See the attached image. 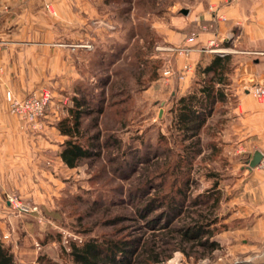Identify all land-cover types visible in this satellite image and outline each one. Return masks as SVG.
Instances as JSON below:
<instances>
[{"label": "rangeland", "instance_id": "rangeland-1", "mask_svg": "<svg viewBox=\"0 0 264 264\" xmlns=\"http://www.w3.org/2000/svg\"><path fill=\"white\" fill-rule=\"evenodd\" d=\"M12 2L19 5L18 12L28 10L29 14L11 22L14 31L21 32L23 50L15 56L19 67L13 73L14 90L6 93L19 99L44 91L49 95L43 114L33 122L10 113L6 100L5 110L18 128L16 147L4 149L16 163L0 165V238L16 264H73L66 254L69 243L88 237L149 238L152 234L167 239L171 225L189 220L185 207L191 201L198 202L189 206L192 216L207 211L212 198L205 204L199 202L215 182L219 196L214 211L219 221L232 215V208L258 203V197L251 194L258 182L250 180L252 169L247 168L252 148L237 152L214 138L233 115L222 104L214 106L213 118L200 130L201 150L194 156L190 173L193 182L181 212L170 224L154 228L172 214L166 205L171 194H162L173 176H160L161 194L153 187H139L147 163L162 162L165 156L175 159L181 151L173 142L170 110L181 90L169 82L171 77L179 78V72L172 69L171 75H163L173 61L164 57L163 48L183 45L170 44L168 35L179 31L186 39L195 34L194 39L199 33L215 32L218 20L225 21L222 13L217 15L222 1L0 0L7 7ZM262 2L258 0V10ZM181 9L188 11L184 14ZM201 18L211 23L199 25ZM231 31L221 33L213 45L205 43L200 51L208 55L230 51L239 60L255 56L249 50L255 42L240 35L237 26ZM0 42L1 51L8 44ZM216 48L224 52L212 50ZM76 97L82 101L78 107L83 137L79 141L100 147L98 155L68 167L58 155L65 136L57 123L70 117ZM140 195L141 203L156 200L150 212L137 211ZM221 224H217L219 229ZM185 249L188 255L179 249L165 250L161 255L168 257L155 264H220L225 260L218 244L211 250L198 245Z\"/></svg>", "mask_w": 264, "mask_h": 264}, {"label": "trees", "instance_id": "trees-1", "mask_svg": "<svg viewBox=\"0 0 264 264\" xmlns=\"http://www.w3.org/2000/svg\"><path fill=\"white\" fill-rule=\"evenodd\" d=\"M199 21L201 22L198 23L199 25L211 23L209 19L205 18H201ZM239 61V57L234 53H213L211 55L202 53L198 58L195 73L188 89L173 98L174 103L170 108L173 112L171 118L172 132L176 137L173 142L180 145L181 151L176 153L175 159H168L165 156L162 162L154 160L147 163L146 167L143 168V179L139 185V187H153L161 194L164 189V182L159 179L160 176L167 173L173 176L169 187L162 194H171L166 205L172 210V214L164 219V224H158L154 228L166 227L181 212V206L193 182L190 179L193 159L201 150L200 130L207 117L212 114L214 106L226 101L231 77ZM74 103L77 107L69 110L71 112L70 117H64L57 123L58 131L65 136L58 155L68 167L76 166L84 158L98 155V148L100 147L93 142L83 144L79 141L83 137L80 127L82 110L78 107L82 101L76 97ZM184 140H188L187 144H184ZM141 196L137 199L140 200ZM218 196L219 189H217L215 182L210 190H207L205 199L199 202L200 205L205 204L212 198L207 211L204 213L200 211L197 217L192 216L193 210L191 211L189 206L196 205L198 202L191 201L192 203L190 202L185 207L187 216H190L189 220L178 226L171 225L168 229L170 237L167 239H164V236L153 238L152 234L149 238L129 236L126 238L102 237L99 239L98 237H88L81 243L71 241L66 254L73 264H155L168 257V255H161L165 250L179 249L188 255L185 249L186 245L189 248L198 245L208 250L214 249L217 246L214 235L219 230L217 224L220 222L214 211ZM155 201L151 198L147 202L141 203L140 200L141 205L137 211L142 214L150 212ZM222 226L223 224L220 225V228ZM0 264H16L13 253L8 246L3 244L1 238ZM46 264L51 263L47 262Z\"/></svg>", "mask_w": 264, "mask_h": 264}, {"label": "crops", "instance_id": "crops-1", "mask_svg": "<svg viewBox=\"0 0 264 264\" xmlns=\"http://www.w3.org/2000/svg\"><path fill=\"white\" fill-rule=\"evenodd\" d=\"M210 1L212 4L223 2L221 8L218 6L217 15L223 14L225 21L222 24L225 26L218 20L220 24L215 32L199 33L192 40L184 38L179 31L170 33L168 35L170 44L182 42L183 46L191 47V50L187 56H184L180 52L173 53L167 47L163 48L164 57L173 59L172 62L169 61L167 67L183 74L182 78L171 77L169 82L176 83L181 92H185L194 76L198 57L202 54L200 51L202 46L207 42H213L223 32L231 34L233 27L237 26L240 35L255 42L249 50L256 55L244 56V59L239 61L231 77L226 101L222 103V106L229 109L228 112H232L233 115L225 119L224 124L222 123L223 129L217 131L214 138L220 140L224 146L234 148L237 152L247 153L251 150L249 148H252L251 153L255 149L263 151L264 102L253 98L248 90L258 82L264 71V6L258 10V0ZM262 1L263 4L264 0ZM9 5L7 7L6 3L0 4V39L8 44L0 51V165L4 161L16 163L15 158H8V153L4 152L6 148L16 147L14 134L17 132L18 123L5 110V93L8 90H14L11 89V83L17 82V79L14 78L13 73L15 74L19 67V60L15 56L23 50L21 32H15L11 22L16 18L25 17V14V18H28L27 13L29 14L28 10L18 12L19 5L16 2ZM190 18H193V15ZM29 45L36 46L37 44L29 43ZM229 50H231L230 47ZM185 63L189 64L188 69L181 70ZM231 97L234 102L232 105L230 104ZM213 116V113L210 114L206 121ZM249 172L250 180L258 182V187L251 191L253 196L258 197V203L232 208V215L224 216L220 221L223 226L214 235V240L218 247H222L224 253L225 260L220 264H264V173L259 168ZM0 173H2L1 167ZM216 251L219 252L217 248Z\"/></svg>", "mask_w": 264, "mask_h": 264}, {"label": "built area", "instance_id": "built-area-1", "mask_svg": "<svg viewBox=\"0 0 264 264\" xmlns=\"http://www.w3.org/2000/svg\"><path fill=\"white\" fill-rule=\"evenodd\" d=\"M193 36L188 37L187 39L192 40ZM214 42H210L209 45H213ZM0 46H1V42H0ZM169 50H177L178 52L184 54V55H188L191 47H187V46H179V47H169ZM201 50V49H200ZM204 50V49H202ZM215 52H224L221 48H216V49H212ZM189 64L185 63L181 70H186L188 69ZM1 70V68H0ZM173 72V70L170 67H165L163 69V75L165 76H169L171 75V73ZM179 78L183 77L182 73L178 74ZM249 94L255 98L258 101H263L264 102V71L262 72L260 79L258 82H256L249 90H248ZM6 100L8 102V106H9V112L12 113L13 115H15L16 117H18L19 119H21L22 121L25 122H33L37 117L41 116L43 114L44 108L47 105L48 101H49V95L48 92L44 91L40 94H36V93H32L31 95L19 99V98H15L13 95H11L10 92L6 93ZM262 152V156L261 159L259 160L258 164H257V168H259L260 170H262L264 172V150L261 151Z\"/></svg>", "mask_w": 264, "mask_h": 264}, {"label": "water", "instance_id": "water-1", "mask_svg": "<svg viewBox=\"0 0 264 264\" xmlns=\"http://www.w3.org/2000/svg\"><path fill=\"white\" fill-rule=\"evenodd\" d=\"M187 9H181L182 13H187ZM262 156V152L259 149H255L252 154L251 157L247 160V168L248 169H253L254 167L257 166L259 160L261 159Z\"/></svg>", "mask_w": 264, "mask_h": 264}]
</instances>
